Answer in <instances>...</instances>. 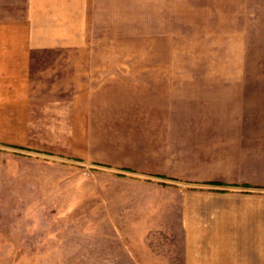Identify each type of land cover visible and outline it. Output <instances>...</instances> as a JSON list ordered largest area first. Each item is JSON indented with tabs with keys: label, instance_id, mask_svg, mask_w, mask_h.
Instances as JSON below:
<instances>
[{
	"label": "rangeland",
	"instance_id": "1",
	"mask_svg": "<svg viewBox=\"0 0 264 264\" xmlns=\"http://www.w3.org/2000/svg\"><path fill=\"white\" fill-rule=\"evenodd\" d=\"M69 4L0 8L72 34L0 86V264H264V0ZM189 192L252 222L196 241Z\"/></svg>",
	"mask_w": 264,
	"mask_h": 264
},
{
	"label": "crops",
	"instance_id": "2",
	"mask_svg": "<svg viewBox=\"0 0 264 264\" xmlns=\"http://www.w3.org/2000/svg\"><path fill=\"white\" fill-rule=\"evenodd\" d=\"M74 1L75 0H0V8L18 9L22 7L58 9L75 6V4H69V2L71 3ZM50 19L49 22L52 25L47 26L46 20H43L44 24L40 27V25L36 26V20L34 19H20L13 16V14L10 17H0V73H8V75L3 77L2 81L10 82V84L1 82L0 86L7 87V85H9V87L12 88L25 87V83L23 79L20 78L19 73L29 70L31 52L35 49H56L62 47V42L68 38L67 33H70L68 39L72 38L71 30H67L68 27L64 25L65 23L63 20L60 21L55 18ZM62 33L65 35H62ZM77 67L78 70L81 71L82 66L75 65V71ZM75 82L77 87L82 86L81 81L75 80ZM12 96L10 104L21 105L24 103L23 98L17 91L12 92ZM16 110L17 108H15V111ZM2 112H7V109H2ZM27 127L28 126H25L23 122L20 123V118L17 117L16 119H11L10 123L0 125V130L3 131L0 132V135L2 133L22 137L26 134ZM217 200L218 198L216 195L204 192H189L185 194L182 213H180L182 217L181 224L183 231L194 234V240L200 242L204 238L203 235L205 233H212V235L214 233H223L225 237L227 232L237 229L236 225H239V228L244 230V226L252 222L250 214L244 213L243 209L238 210L234 206L227 207L226 203L218 207ZM216 237L218 236L215 235V238ZM216 239L214 240L216 241ZM197 246L200 247V244L198 243ZM223 246L225 245L223 244ZM190 264L203 263L194 262ZM235 264H237V262H235Z\"/></svg>",
	"mask_w": 264,
	"mask_h": 264
}]
</instances>
